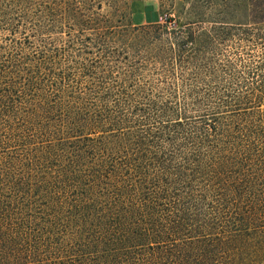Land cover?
Here are the masks:
<instances>
[{
    "label": "trees",
    "instance_id": "1",
    "mask_svg": "<svg viewBox=\"0 0 264 264\" xmlns=\"http://www.w3.org/2000/svg\"><path fill=\"white\" fill-rule=\"evenodd\" d=\"M107 5L0 0V264H264V0Z\"/></svg>",
    "mask_w": 264,
    "mask_h": 264
},
{
    "label": "rangeland",
    "instance_id": "2",
    "mask_svg": "<svg viewBox=\"0 0 264 264\" xmlns=\"http://www.w3.org/2000/svg\"><path fill=\"white\" fill-rule=\"evenodd\" d=\"M108 5L104 7L105 13H116V9L123 10L128 17L131 15L133 3L141 0H104ZM154 2L157 5L159 13L164 17L178 18L183 22L192 19L190 7L193 3L204 5L212 0H145ZM217 1V0H216ZM137 9V3H135ZM129 22V20H128Z\"/></svg>",
    "mask_w": 264,
    "mask_h": 264
},
{
    "label": "crops",
    "instance_id": "3",
    "mask_svg": "<svg viewBox=\"0 0 264 264\" xmlns=\"http://www.w3.org/2000/svg\"><path fill=\"white\" fill-rule=\"evenodd\" d=\"M137 3V9L135 8ZM133 3L132 6V22L135 25H144L149 23L150 20H153L155 17H158L160 15L159 10L157 8V5L154 2L151 1H137ZM154 5L156 12L154 10L148 11L147 7ZM151 9V8H150Z\"/></svg>",
    "mask_w": 264,
    "mask_h": 264
},
{
    "label": "built area",
    "instance_id": "4",
    "mask_svg": "<svg viewBox=\"0 0 264 264\" xmlns=\"http://www.w3.org/2000/svg\"><path fill=\"white\" fill-rule=\"evenodd\" d=\"M161 20H163V17H160Z\"/></svg>",
    "mask_w": 264,
    "mask_h": 264
}]
</instances>
